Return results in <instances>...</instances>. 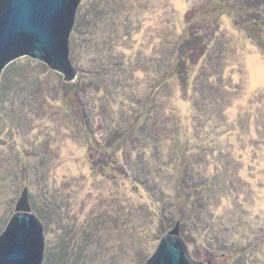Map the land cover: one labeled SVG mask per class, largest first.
Masks as SVG:
<instances>
[{
  "label": "rangeland",
  "instance_id": "obj_1",
  "mask_svg": "<svg viewBox=\"0 0 264 264\" xmlns=\"http://www.w3.org/2000/svg\"><path fill=\"white\" fill-rule=\"evenodd\" d=\"M76 78L0 72V233L26 190L42 264H264V0H79Z\"/></svg>",
  "mask_w": 264,
  "mask_h": 264
},
{
  "label": "water",
  "instance_id": "obj_2",
  "mask_svg": "<svg viewBox=\"0 0 264 264\" xmlns=\"http://www.w3.org/2000/svg\"><path fill=\"white\" fill-rule=\"evenodd\" d=\"M79 0H0V72L12 59L28 55L76 78L74 45H68ZM48 258L43 227L31 213V188L0 233V264H42ZM144 264H208L193 260L180 225L161 236Z\"/></svg>",
  "mask_w": 264,
  "mask_h": 264
}]
</instances>
